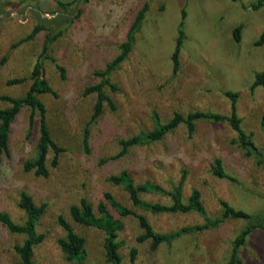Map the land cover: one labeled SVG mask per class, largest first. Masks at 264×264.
I'll return each mask as SVG.
<instances>
[{"label":"rangeland","instance_id":"1","mask_svg":"<svg viewBox=\"0 0 264 264\" xmlns=\"http://www.w3.org/2000/svg\"><path fill=\"white\" fill-rule=\"evenodd\" d=\"M10 1L16 4V11L0 19V107L9 106L1 95L21 96L28 89L47 32L41 30L32 39H22L38 22L49 24L58 13L72 14L82 9L64 34L50 44L54 60L43 62V74L56 92L41 94L40 98L50 134L63 148L57 163L52 164L51 150L47 176L24 169L25 161L36 153L39 138V116L36 112L30 128L31 109L25 106L11 123L9 151L0 165V212L22 223L26 213L18 206L21 191L30 194L36 204L45 205L36 224L37 231L45 235L34 247L36 264H77L66 259L57 243L65 235L59 215L85 238L86 257L81 264H111L104 256V232L76 223L69 212L70 205L82 197L96 208L105 191L145 215L160 232L205 222L197 210L153 213L133 205L122 185L108 179L122 170H127L135 183L150 182L168 191L183 175L184 202L197 188L205 216L211 219L222 212L220 200L250 214H264V167L245 154L226 120H198L192 134L181 123L161 140L130 146L124 155L114 157L121 149L120 139L147 132L154 127L155 119L165 122L176 111L230 114L231 101L225 95L228 90L238 94L236 106L242 128L264 153L260 126L264 88L252 86L255 74L264 69V41L256 42L264 31V9H252L249 4L255 0H87L74 10L64 9L58 0L30 4ZM144 6V18L130 50L109 74L114 88L104 86L113 105L105 101L102 113L88 123L96 93L84 94V89L99 82L98 72L121 53L128 30ZM181 21L184 39L174 71L172 53ZM52 23L56 26L57 19ZM238 25L240 37L236 39L233 29ZM56 63L64 67V78ZM16 77L24 81L7 84L8 79ZM85 127L87 146L83 141ZM215 158L221 159L235 181L214 175ZM141 198L171 202L168 195L156 192H142ZM122 220L124 228L118 236L122 264H223L229 259L234 237L248 223L226 217L216 225L183 233L171 243L151 248L149 240H137L142 230L135 218ZM24 237L11 232L0 220V264H20L13 245ZM132 248L136 250L133 261ZM238 255V264H264V222L247 236Z\"/></svg>","mask_w":264,"mask_h":264},{"label":"trees","instance_id":"2","mask_svg":"<svg viewBox=\"0 0 264 264\" xmlns=\"http://www.w3.org/2000/svg\"><path fill=\"white\" fill-rule=\"evenodd\" d=\"M35 0H22L21 3L30 4ZM87 0H69L60 1L58 4L64 9H72L80 3H84ZM16 4L10 0H0V19L2 17L9 16L12 12H15ZM252 9L262 8L264 9V0H255L249 4ZM146 6H144L137 14L134 22L131 24L127 40L121 45V53L117 55L110 63H108L104 70L98 72L101 80L97 83L88 85L84 89V94L96 93V101L94 103L93 112L90 116L88 123L93 122L103 111V105L105 101H109L110 98L104 91V86L111 84L109 74L116 68V66L125 59L126 54L131 48V42L134 38L135 32L139 29L142 19L144 18ZM82 9L78 8L72 14L58 13L56 15L57 27L52 23L49 24L38 22L32 28V31L22 39H32L39 31L46 30V40L43 43L42 50L39 53L36 62L31 70L30 79H32L28 89L21 96L1 95V99L9 102V106L0 107V165L3 160V156L9 151V133L11 123L16 116L20 113L23 107L28 106L31 109L29 114L30 128L35 122V113L39 116V138L36 144V153L33 158L25 161L23 167L25 170H33L35 174L47 176L49 173L47 162L48 154L52 150L54 152L52 164L57 163L58 156L63 150L52 138L50 130L45 120V106L40 96L44 93L55 95L56 92L49 84L43 74V62L44 59L54 58L49 53L50 44L64 34L65 30L69 28V25L80 16ZM184 12L183 17L184 18ZM182 21L180 23L179 36L176 40L175 49L172 53L173 69L176 71L179 66V51L184 39V33L182 30ZM56 27V28H55ZM241 25L236 26L233 29V34L236 39L240 37ZM264 41V31L261 33L257 43ZM56 67L60 72L62 78L65 77V69L60 64L56 63ZM24 81L22 77L11 78L7 80V84H16ZM261 85L264 88V69L255 74V78L252 86ZM225 95L230 98L231 107L230 114H222L216 111L194 110L183 114L181 112H174L172 117L165 121L160 122L155 119L154 127L143 133L133 135L128 138L120 139L121 149L114 157L124 155L128 148L133 145H139L143 143H151L161 140L165 134L172 131L179 124L184 123L187 127L188 133L192 134L195 130V125L198 120L206 119L215 122L226 120L233 132L235 133V141L241 146L247 156H251L256 160V163L264 167V153L256 145L250 133H247L241 126V118L237 113L236 101L238 94L233 91H226ZM113 105V104H112ZM260 126L264 132V113L260 116ZM88 140V128L85 127L83 141L87 146ZM212 172L218 177L228 178L235 181V178L228 174L220 158L214 159L212 166ZM184 176H181L179 182L172 188V190H166L163 187L150 183H135L131 175L127 170H122L118 174H112L109 176V180L114 184L122 185L123 189L128 193V196L133 205L143 207L153 213L160 212H188L190 210H197L205 217V222L199 225H186L176 231L160 232L154 229L147 217L143 214L137 213L129 207L121 204L117 201L110 191L103 193V199L97 203L96 208L85 197H82L78 203L72 204L69 207V212L72 219L81 225L92 226L104 232L103 238V251L106 261L111 264H122V256L120 254V247L122 241L118 239L119 233L124 228V222L122 218L133 217L136 219L142 232L137 236V240L142 242L145 240L150 241L151 248H156L162 243H171L179 235L188 233L194 230H202L211 225H216L226 217L244 219L247 223L234 237L232 241V247L229 255V259L223 264H238L240 257L238 255L239 247L244 244L247 236L258 226L261 222H264L263 212L250 214L242 209H236L228 204L225 200H220L222 212L219 217L211 219L205 216L204 205L201 200V193L197 188H193L187 202H184L182 198V181ZM142 192H156L166 194L170 197L171 202L169 204L159 202H148L141 198ZM18 206L26 213V218L22 223H16L6 212H0V220L5 223L6 227L14 233L23 234L25 237L20 243L13 245L15 253L18 255L20 264H36L33 259L34 247L40 243L45 235L39 233L36 229L37 221L44 211V204H36L33 197L26 191H21L19 195ZM118 214L114 215L112 209ZM59 224L64 228L65 235L57 239V243L65 254L66 259L73 261L77 264H81L86 257L85 238L76 232L73 226L62 216H58ZM136 255L135 248L130 251V258L133 261ZM155 264V263H152Z\"/></svg>","mask_w":264,"mask_h":264}]
</instances>
